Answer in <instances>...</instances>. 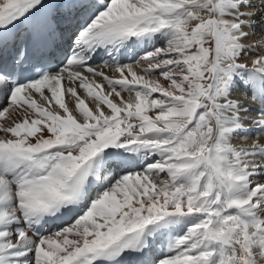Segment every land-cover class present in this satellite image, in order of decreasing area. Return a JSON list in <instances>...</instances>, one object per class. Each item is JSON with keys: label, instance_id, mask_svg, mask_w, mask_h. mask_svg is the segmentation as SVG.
Returning a JSON list of instances; mask_svg holds the SVG:
<instances>
[{"label": "snow or ice", "instance_id": "obj_1", "mask_svg": "<svg viewBox=\"0 0 264 264\" xmlns=\"http://www.w3.org/2000/svg\"><path fill=\"white\" fill-rule=\"evenodd\" d=\"M255 3L0 0V264H264Z\"/></svg>", "mask_w": 264, "mask_h": 264}, {"label": "bare ground", "instance_id": "obj_2", "mask_svg": "<svg viewBox=\"0 0 264 264\" xmlns=\"http://www.w3.org/2000/svg\"><path fill=\"white\" fill-rule=\"evenodd\" d=\"M255 6H256L258 9L260 8V6L264 7V5H261L260 0H256ZM69 35H70V33L65 32L63 39L60 40V50H58V51H59V56L62 54V49L67 47V41H68V36H69ZM138 54H139V55H142V52H139V50H138ZM102 59H106V57H103L102 55H101V56H97V57H96V60H95V62H94V66H95L96 64H99V63L101 62ZM124 62H128V61L125 60ZM105 71H109V73H110V70H109V69H105ZM122 95H124L125 97H127V93H123ZM70 106H71V105H70ZM254 134H255V133H254ZM262 139H264V137H262ZM56 226H57V225H52V228H55ZM49 230L51 231L52 229H49Z\"/></svg>", "mask_w": 264, "mask_h": 264}, {"label": "rangeland", "instance_id": "obj_3", "mask_svg": "<svg viewBox=\"0 0 264 264\" xmlns=\"http://www.w3.org/2000/svg\"><path fill=\"white\" fill-rule=\"evenodd\" d=\"M260 7H262V6H260Z\"/></svg>", "mask_w": 264, "mask_h": 264}]
</instances>
